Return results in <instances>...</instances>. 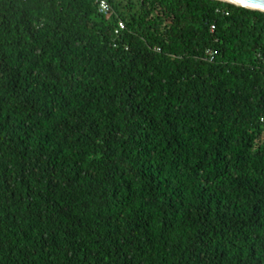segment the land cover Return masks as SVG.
<instances>
[{"label":"trees","instance_id":"16d2710c","mask_svg":"<svg viewBox=\"0 0 264 264\" xmlns=\"http://www.w3.org/2000/svg\"><path fill=\"white\" fill-rule=\"evenodd\" d=\"M112 7L0 0V264H264V12Z\"/></svg>","mask_w":264,"mask_h":264},{"label":"built area","instance_id":"2783aa9c","mask_svg":"<svg viewBox=\"0 0 264 264\" xmlns=\"http://www.w3.org/2000/svg\"><path fill=\"white\" fill-rule=\"evenodd\" d=\"M112 2L113 0H97L98 12L106 18L112 17L114 13ZM122 28H124V23L122 20H119L118 27L116 28V33H118Z\"/></svg>","mask_w":264,"mask_h":264},{"label":"water","instance_id":"95a60500","mask_svg":"<svg viewBox=\"0 0 264 264\" xmlns=\"http://www.w3.org/2000/svg\"><path fill=\"white\" fill-rule=\"evenodd\" d=\"M235 4L237 6L245 7L251 10L264 12V0H220Z\"/></svg>","mask_w":264,"mask_h":264}]
</instances>
